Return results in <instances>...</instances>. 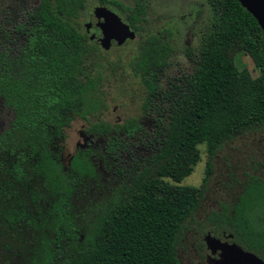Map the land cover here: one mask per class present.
<instances>
[{
	"label": "trees",
	"instance_id": "obj_1",
	"mask_svg": "<svg viewBox=\"0 0 264 264\" xmlns=\"http://www.w3.org/2000/svg\"><path fill=\"white\" fill-rule=\"evenodd\" d=\"M106 4L129 11V24L139 30L146 13L142 0L131 9L117 0H102ZM209 5L211 30L193 69L166 90L159 82L173 52L169 37L153 33L139 42L131 69L147 88L144 113L156 114L158 143L83 218L74 196L95 171L92 151L78 152L66 169L61 144L75 117L87 120L95 134L111 133L114 126L99 116L107 108L104 84L112 62L77 21L85 0H40L7 25V40L0 42V102L13 119L0 133V253L8 262L181 264L178 246L205 198L215 155L238 135L264 131L263 29L238 0ZM236 40L259 68L257 77L236 66L226 45ZM116 130L132 137L143 127L131 118ZM201 144L208 154L204 184L183 185L201 159ZM118 147L112 137L108 151ZM208 221L215 233L232 232L262 256L264 178L251 175L243 193Z\"/></svg>",
	"mask_w": 264,
	"mask_h": 264
},
{
	"label": "rangeland",
	"instance_id": "obj_2",
	"mask_svg": "<svg viewBox=\"0 0 264 264\" xmlns=\"http://www.w3.org/2000/svg\"><path fill=\"white\" fill-rule=\"evenodd\" d=\"M40 0H0V42L7 38L3 34L8 30V24L21 20L22 15L33 9ZM131 9L138 0H117ZM146 13L135 30L137 38L128 40L123 45L116 43L108 51H104L112 62L109 68V80L104 84L107 108L99 116V121H105L114 126L111 135L121 142V149L114 154L108 153L107 146L111 135H95L86 130L87 121L75 117L66 131V137L61 144V157L66 169L70 168L72 158L80 151H92V161L95 171L86 176L78 195L74 196V204L78 216L83 218L93 209L102 205L116 191L125 174L132 171L136 165L150 157L156 149L155 112L144 113L143 108L148 91L142 79L131 69V63L138 54L139 42L149 34L164 32L171 41L173 52L169 64L160 76V88L166 90L171 83L178 81L184 74L193 69L199 50L202 47L204 35L210 32L213 14L209 0H142ZM102 0H85V8L77 19L82 29L95 14L94 7L101 6ZM115 11L128 22L129 11L119 7L104 5ZM233 52L236 66L248 69L254 77L260 74L252 58L246 52L244 44L239 41L226 43ZM227 49V50H228ZM139 118L143 131L130 137L117 131L118 125L125 120ZM13 119L11 109L0 102V133L8 128ZM201 159L193 172L181 184L201 187L207 170V147L199 146ZM258 165L259 171L264 167V131H251L238 135L235 139L223 145L213 159L214 172L207 183L205 198L200 205L199 216H194L188 222L189 230L178 246L181 264L205 263L204 237L211 229L209 217L213 212L224 211L236 197L240 182L247 173L254 171ZM263 164V165H261ZM47 203V198L41 196V205ZM4 239L0 234L1 243ZM194 245V246H193ZM196 250V251H195ZM6 253H0V264L8 262Z\"/></svg>",
	"mask_w": 264,
	"mask_h": 264
},
{
	"label": "water",
	"instance_id": "obj_3",
	"mask_svg": "<svg viewBox=\"0 0 264 264\" xmlns=\"http://www.w3.org/2000/svg\"><path fill=\"white\" fill-rule=\"evenodd\" d=\"M238 1L257 19L264 32V0ZM94 13L97 16L91 18L85 29L90 40L104 51L110 50L114 43L121 46L137 38L136 31L115 11L101 5L94 8ZM205 241L213 252L220 250L217 264H264V260L255 253L244 250L236 243L222 242L211 233L207 234Z\"/></svg>",
	"mask_w": 264,
	"mask_h": 264
},
{
	"label": "flooded vegetation",
	"instance_id": "obj_4",
	"mask_svg": "<svg viewBox=\"0 0 264 264\" xmlns=\"http://www.w3.org/2000/svg\"><path fill=\"white\" fill-rule=\"evenodd\" d=\"M94 16H97V14H94L92 17H94ZM91 17V18H92ZM90 18V19H91ZM89 24V23H88ZM88 33V32H87ZM89 35V34H88ZM89 38H90V35H89ZM83 119V118H82ZM85 120V119H84ZM87 121V120H86ZM143 127V126H142ZM86 130L88 131V132H90V133H92V134H95V133H93V132H91V131H89V123H88V121H87V127H86ZM114 130V128L112 129V131ZM111 131V132H112ZM121 133H123V132H121ZM126 134V133H125ZM95 135H100V134H95ZM109 135H111V133L109 134ZM129 136V135H128ZM136 136V135H135ZM114 138L115 137V140H116V136L115 135H111V138ZM132 137H134V136H132ZM111 140V139H110ZM229 142V141H228ZM121 143V142H120ZM226 144V143H225ZM109 145V144H108ZM122 146V145H121ZM108 147V146H107ZM121 148H123V147H121ZM120 147H118V149L116 150V151H118L119 149H121ZM107 151H108V149H107ZM115 151V152H116ZM110 151H108V153H109ZM114 152V153H115ZM111 153V152H110ZM114 153H112V154H114ZM76 155V154H75ZM74 155V156H75ZM73 156V157H74ZM255 162H253V164H252V166H253V169H255L254 171H252V172H249V173H247L246 174V176L244 177V179L239 183L240 184V189H239V191H238V193H237V195H236V197L233 199V201L232 202H234L235 201V199L237 198V196H239L240 194H242L243 193V184L247 181V179L251 176V175H253V176H257V177H261V178H264V167H263V170L262 171H259V167H258V165L255 167ZM261 165H263V164H261ZM66 175H72V173H66ZM76 175V174H75ZM199 211H200V206L198 207V210H197V212H196V215L197 216H199ZM211 225V224H210ZM212 226V225H211ZM209 233H211L213 236H215V237H217V238H219V239H221L222 240V242H227V243H229V244H232V243H236V244H238L240 247H242L244 250H246V251H250V250H247V249H245L242 245H240L236 240H235V236H234V234L232 233V232H229V231H225V230H223L222 231V233H215L214 232V230H213V226L211 227V229L210 230H208L207 232H206V235H205V237H204V241H205V238H206V236H207V234H209ZM204 246H205V250H203V252H204V254L202 255L203 256V258H205V263L204 264H217V260L220 258V250H217V251H215V252H213L212 250H210L209 249V247L207 246V243H206V241H205V243L203 244ZM194 246V245H193ZM196 251V250H195ZM250 252H253V251H250ZM177 253H178V256H179V252L177 251ZM253 253H255V252H253ZM259 258H261L262 260H264V252H263V254H262V256H260V255H258L257 253H255ZM180 262H181V260H180ZM199 264H202V262H199Z\"/></svg>",
	"mask_w": 264,
	"mask_h": 264
}]
</instances>
